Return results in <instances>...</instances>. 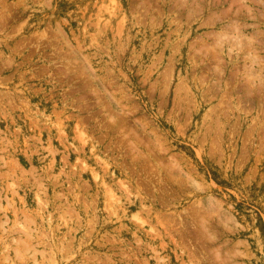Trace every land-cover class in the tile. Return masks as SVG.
<instances>
[{"label": "rangeland", "instance_id": "rangeland-1", "mask_svg": "<svg viewBox=\"0 0 264 264\" xmlns=\"http://www.w3.org/2000/svg\"><path fill=\"white\" fill-rule=\"evenodd\" d=\"M0 264H264V0H0Z\"/></svg>", "mask_w": 264, "mask_h": 264}, {"label": "bare ground", "instance_id": "bare-ground-1", "mask_svg": "<svg viewBox=\"0 0 264 264\" xmlns=\"http://www.w3.org/2000/svg\"><path fill=\"white\" fill-rule=\"evenodd\" d=\"M108 10H112V7L111 8L109 7ZM83 136H84V133L80 131V139L85 142V139Z\"/></svg>", "mask_w": 264, "mask_h": 264}]
</instances>
